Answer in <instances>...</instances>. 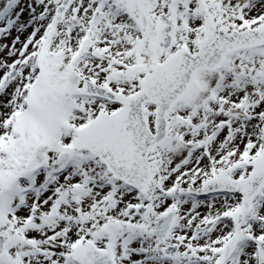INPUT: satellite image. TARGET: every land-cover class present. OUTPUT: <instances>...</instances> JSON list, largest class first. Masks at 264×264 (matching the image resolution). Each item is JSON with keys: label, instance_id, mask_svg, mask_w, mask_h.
<instances>
[{"label": "snow or ice", "instance_id": "6c2138e0", "mask_svg": "<svg viewBox=\"0 0 264 264\" xmlns=\"http://www.w3.org/2000/svg\"><path fill=\"white\" fill-rule=\"evenodd\" d=\"M0 264H264V0H0Z\"/></svg>", "mask_w": 264, "mask_h": 264}]
</instances>
